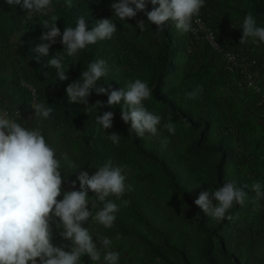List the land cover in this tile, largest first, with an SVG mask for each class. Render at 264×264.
<instances>
[{
	"label": "trees",
	"instance_id": "obj_1",
	"mask_svg": "<svg viewBox=\"0 0 264 264\" xmlns=\"http://www.w3.org/2000/svg\"><path fill=\"white\" fill-rule=\"evenodd\" d=\"M118 0H51L47 12L31 17L20 8L0 0V106L29 130L39 129L55 150L62 176L63 198L80 171L91 176L105 162L122 168L126 191L120 199L110 195L119 206L111 228L93 219L87 224L98 251L104 247L98 237H108L126 264H264V199L255 203L251 190L254 181L264 185V104L262 94L237 85L241 73L231 74L222 54L188 32L181 33L171 20L162 31L140 12L119 20L111 9ZM147 10L159 7L145 0ZM199 13L218 43L226 50L243 51L258 62L264 74V42L249 38L239 43L243 19L251 13L264 27V0H204ZM61 33L67 25L76 27L83 16L86 29L102 18L117 26L111 39L98 40L75 57H69L57 37L48 57L37 62L35 45L44 22L54 23ZM144 20V30L136 25ZM53 55L62 56L67 80L60 81L57 70L47 66ZM103 59L107 74L96 86L118 90L129 81L140 79L151 89L143 101L150 112L162 117L157 136L129 134V124L121 119L120 106L99 107L107 94L91 92L88 111L81 103H68L66 87L80 79L90 62ZM35 90L36 96L28 86ZM264 88V83L261 84ZM202 88L195 99L187 92ZM44 103L53 109L48 118L35 115L33 105ZM113 111V125L103 129L96 116ZM171 117V121H169ZM175 125L170 134L163 125ZM118 133L119 144L109 140ZM167 138L166 146L161 141ZM67 159H64V156ZM69 162L74 167H69ZM236 181L246 193L243 206L233 204L226 213L231 219L217 221L204 214L194 201L203 190ZM199 185V186H198ZM130 186V187H127ZM89 196L95 194L89 191ZM123 201H129L127 205ZM102 207L97 202L95 211ZM91 209V205H89ZM59 218H56L58 220ZM54 246L71 242L60 236L54 223ZM249 235L250 241L245 236ZM125 253V254H123ZM78 264H92L87 254Z\"/></svg>",
	"mask_w": 264,
	"mask_h": 264
},
{
	"label": "clouds",
	"instance_id": "obj_2",
	"mask_svg": "<svg viewBox=\"0 0 264 264\" xmlns=\"http://www.w3.org/2000/svg\"><path fill=\"white\" fill-rule=\"evenodd\" d=\"M5 3L12 8L20 6L29 17L33 13H46L52 6L51 0H5ZM68 3L71 6V0ZM151 3L159 7L148 11L145 0H118L111 4V9L121 21L143 12L147 21L156 25L157 31H162L165 22L171 20L178 31L186 33L191 30L192 18L199 14L204 0H151ZM52 20L55 22H44L47 31L42 32L40 42L35 45L34 58L37 62L41 57L49 56L50 47L57 43V37H60L67 56L75 57L87 45L111 39L117 30L116 24L109 18L98 20L91 30H87L86 19L80 16L75 28L67 25L61 33L56 23L58 18L54 16ZM136 26L143 31L144 20L138 21ZM240 28L242 35L239 43H246L249 38H253L254 42H264V27L257 26L251 13L246 14ZM51 57L47 66L57 70L60 81L67 80L63 57ZM106 74L107 66L103 59L90 62L87 70L81 74L82 82L75 80L67 85L68 103L84 104L85 112H89L87 105L91 92L107 94L106 105L102 101L96 104L99 107L119 105L121 119L125 124L130 122L129 134L135 133L138 137L144 136L146 132L152 136L159 135L158 125L162 117L148 111L143 104L151 96L147 83L135 79L118 90L111 89V85L96 86L97 81ZM201 90L198 88L187 92L186 98L195 99ZM33 108L35 115L45 119L53 111L44 103H36ZM15 115L21 117L19 109ZM113 117V111H105L96 116V122L107 130L113 125ZM163 127L170 134H175L173 123H166ZM108 138L114 144H119L118 133H109ZM167 142V138L161 141L163 146ZM64 159H67L66 154ZM69 167H74V164L69 162ZM59 169L55 150L46 143L40 130L26 129L16 119L9 118L6 111L0 110V264H78L84 254L90 257L92 264L100 260L101 253L84 224L91 218L105 228L112 227L119 206L106 198L112 195L120 199L125 193L126 177L122 174V168L114 167L109 160L91 176L86 170L80 171L70 184V188L75 189L78 180L79 189L65 191L63 198L57 200L63 179ZM244 187L247 186H239L236 181H225L222 187L201 191L194 203L204 214L217 221L231 219L226 213L234 203L243 206L246 196ZM251 190L255 193L257 207H260L259 201L264 199V185L254 181ZM89 191L95 195L89 196ZM97 202L102 203V207L93 215L92 210L96 208ZM123 203L127 205L129 201ZM52 223L62 229L60 236L71 242L70 251L65 250L68 245H53ZM98 239L105 249H109L111 240L108 237ZM103 258L106 264H118L120 253L106 250Z\"/></svg>",
	"mask_w": 264,
	"mask_h": 264
},
{
	"label": "built area",
	"instance_id": "obj_3",
	"mask_svg": "<svg viewBox=\"0 0 264 264\" xmlns=\"http://www.w3.org/2000/svg\"><path fill=\"white\" fill-rule=\"evenodd\" d=\"M188 33L196 40L208 43L214 51L222 54L226 61V68L228 72L231 74L241 73V76L236 82L237 85L240 88H245L251 91L253 90L259 94H262L263 102L261 104H264V88L261 87V84L264 83V74L256 60L249 57L243 51L226 50L221 47L216 40L213 31L206 26L204 20L202 19L201 13H199L197 16H193L192 27ZM28 87L32 91V95L35 97L36 94L34 88L31 86ZM0 110L6 111L8 117L11 119H16L17 122L20 119V117H16V115L12 116L8 109L0 106Z\"/></svg>",
	"mask_w": 264,
	"mask_h": 264
},
{
	"label": "rangeland",
	"instance_id": "obj_4",
	"mask_svg": "<svg viewBox=\"0 0 264 264\" xmlns=\"http://www.w3.org/2000/svg\"><path fill=\"white\" fill-rule=\"evenodd\" d=\"M246 240L247 241H250V237L249 235H246L245 236ZM106 250H111V251H115V252H119L118 248L115 247V246H110L109 249H105L104 247H102L99 251L101 253V258L99 261L95 262V264H106V262L104 261V253ZM260 254L264 255V247L261 249V251L259 252ZM125 254V253H123ZM118 264H126V261L124 259V256L123 258H121L119 261H118Z\"/></svg>",
	"mask_w": 264,
	"mask_h": 264
}]
</instances>
